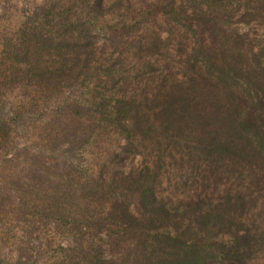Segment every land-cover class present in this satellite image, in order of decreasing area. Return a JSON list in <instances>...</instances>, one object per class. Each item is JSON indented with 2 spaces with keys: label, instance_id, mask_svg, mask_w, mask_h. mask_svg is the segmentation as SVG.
Here are the masks:
<instances>
[{
  "label": "rangeland",
  "instance_id": "rangeland-1",
  "mask_svg": "<svg viewBox=\"0 0 264 264\" xmlns=\"http://www.w3.org/2000/svg\"><path fill=\"white\" fill-rule=\"evenodd\" d=\"M212 1L0 0V264H144L161 253L148 234L109 246V197L84 200L82 188L87 176L109 181L114 170L157 167L155 193L169 207L202 193L204 157L163 108L200 93L227 105L218 67L234 46L223 30L247 53L264 48V0ZM208 6L224 15L215 18L222 30L199 16ZM246 10L253 17H242ZM117 101L132 102L127 130L114 122ZM228 177L207 195L251 192L245 174ZM68 178L72 197L57 194ZM251 205L245 215L256 217Z\"/></svg>",
  "mask_w": 264,
  "mask_h": 264
},
{
  "label": "trees",
  "instance_id": "trees-1",
  "mask_svg": "<svg viewBox=\"0 0 264 264\" xmlns=\"http://www.w3.org/2000/svg\"><path fill=\"white\" fill-rule=\"evenodd\" d=\"M202 12L199 16L203 20L210 14L208 23L222 30L220 21L215 20L224 17L219 15V10L208 6ZM242 17H253V14L246 10ZM222 32L234 46L229 65L218 67V82L227 105L219 106L214 99V104H206L205 96L200 93L198 98L186 95L179 105L170 103L162 111V116L177 121L173 131L187 132L196 142L195 149L204 157L203 166L196 167L201 169L202 193L180 207H169L155 193L157 167H146L138 174L133 169L126 175L114 170L109 181L104 172L97 178L93 176L95 179L87 176L82 188L84 200L93 194L109 197L105 214L116 225V230L108 236V245L113 249L124 248L144 234L163 243L161 253L145 257L144 264H254L258 253L264 254V198L261 201L264 194V48L262 52H254L250 47L251 52L247 53L240 36ZM239 77H243V84ZM116 103L120 110L114 122L127 130L129 121L134 120L129 111L132 102ZM5 126L0 119V131ZM237 174L248 176L251 192L230 187L217 201L207 195L218 180ZM70 183L68 178L64 192L59 190L57 194L72 197L73 190L76 193L78 188ZM60 204V199H54V214L58 213ZM249 205L256 210V217L245 215ZM54 228H57L55 217ZM110 259L113 262L114 258Z\"/></svg>",
  "mask_w": 264,
  "mask_h": 264
}]
</instances>
